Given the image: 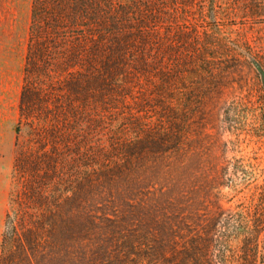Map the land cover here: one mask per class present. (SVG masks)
Listing matches in <instances>:
<instances>
[{"label":"trees","instance_id":"1","mask_svg":"<svg viewBox=\"0 0 264 264\" xmlns=\"http://www.w3.org/2000/svg\"><path fill=\"white\" fill-rule=\"evenodd\" d=\"M239 18L264 0H32L0 264H264V184L227 212L206 165Z\"/></svg>","mask_w":264,"mask_h":264},{"label":"rangeland","instance_id":"2","mask_svg":"<svg viewBox=\"0 0 264 264\" xmlns=\"http://www.w3.org/2000/svg\"><path fill=\"white\" fill-rule=\"evenodd\" d=\"M31 5L32 0H0V253L5 215L14 187L15 128L19 117ZM219 28L221 39L238 55L229 57V60L237 59L233 63L224 61L222 64L226 77L222 81V97L207 117L211 131L218 128L222 140L227 142L225 158L211 161L209 157L206 165H217L210 169L211 174L214 170L222 172L220 190L224 210L262 209L257 186L264 184V68L258 65L264 60V24L239 18L234 23L221 22ZM245 59L248 61L244 62ZM214 127L216 129H212ZM27 132L28 129L24 128L22 139L28 137ZM215 153L220 155L222 150ZM210 210L213 214L217 207L211 204Z\"/></svg>","mask_w":264,"mask_h":264}]
</instances>
